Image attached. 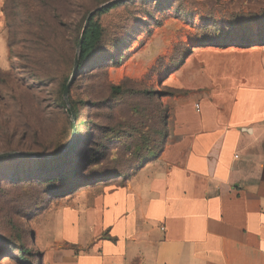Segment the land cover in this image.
Returning a JSON list of instances; mask_svg holds the SVG:
<instances>
[{
  "label": "rangeland",
  "instance_id": "374dc122",
  "mask_svg": "<svg viewBox=\"0 0 264 264\" xmlns=\"http://www.w3.org/2000/svg\"><path fill=\"white\" fill-rule=\"evenodd\" d=\"M12 1L0 155L41 157L0 158V264H47L59 204L123 183L157 156L173 104L190 95L180 81L189 60L207 46L264 39V0H124L93 17L103 37L75 76L88 15L115 0Z\"/></svg>",
  "mask_w": 264,
  "mask_h": 264
},
{
  "label": "crops",
  "instance_id": "0c3cea01",
  "mask_svg": "<svg viewBox=\"0 0 264 264\" xmlns=\"http://www.w3.org/2000/svg\"><path fill=\"white\" fill-rule=\"evenodd\" d=\"M10 6L0 0L1 72ZM181 74L190 95L161 152L63 200L47 264H264V43L200 48Z\"/></svg>",
  "mask_w": 264,
  "mask_h": 264
},
{
  "label": "trees",
  "instance_id": "16d2710c",
  "mask_svg": "<svg viewBox=\"0 0 264 264\" xmlns=\"http://www.w3.org/2000/svg\"><path fill=\"white\" fill-rule=\"evenodd\" d=\"M13 4V1L11 0V5ZM120 4L118 3H115V4H110L108 6H104L98 13L97 15L98 16H102L104 14H107L108 12H110L112 9L114 8H117ZM14 6H10V14H9V17L10 15L12 14V8ZM14 9V8H13ZM103 37V31H102V28L100 26V24L98 22H95L94 21V18L91 20L90 22V25L89 27L86 29L85 33H84V41H83V44H82V47L80 49V53H79V68H78V71L79 72L82 68L85 67V65L90 61V58L93 54V52L95 51L97 45L100 43L101 39ZM259 39L260 41L255 40V39H250V38H245V39H242V40H239L237 42H233V43H238V42H247L248 44H254V43H264V39L263 38H260L259 36ZM262 39V40H261ZM255 41V42H254ZM232 43V44H233ZM229 45V44H227ZM71 115L72 113H74V117L76 118L77 117V114H76V111L73 109L71 110ZM66 154V153H65ZM64 154V155H65ZM64 155L62 157H64ZM82 157V154L80 155ZM8 157V156H7ZM10 157V156H9ZM61 158V157H60ZM80 158V157H79ZM59 159V158H57ZM57 159H54V160H57ZM74 175V174H73ZM66 176L62 175L60 176L59 178V181L62 179L65 181V178Z\"/></svg>",
  "mask_w": 264,
  "mask_h": 264
},
{
  "label": "water",
  "instance_id": "95a60500",
  "mask_svg": "<svg viewBox=\"0 0 264 264\" xmlns=\"http://www.w3.org/2000/svg\"><path fill=\"white\" fill-rule=\"evenodd\" d=\"M122 1L124 0H115L114 2L112 3H109L105 6H108L110 4H115V3H121ZM103 7L101 8H98L94 11H92L89 15H88V18L86 20V24H85V27L83 29V32H82V35H81V38L79 40V43H78V52L76 54V57H75V61H74V76L75 74L77 73L78 71V68H79V53H80V49L82 47V44H83V41H84V33L86 31V29L89 27L90 25V22L91 20L93 19V17L102 9ZM74 76L73 78L70 80L69 84L66 86L65 90H64V98L65 100L67 101V103L69 102L68 101V98H69V91H70V88L71 86L73 85V82H74ZM72 118H74V113H72ZM66 153V150H64L63 152H61L60 154L56 155V156H50V157H44V158H48V159H51V160H54V159H57V158H60L62 157L64 154ZM11 155H20V156H24V157H37V158H40L41 156L40 155H32V154H1L0 155V158L2 157H7V156H11Z\"/></svg>",
  "mask_w": 264,
  "mask_h": 264
},
{
  "label": "built area",
  "instance_id": "2783aa9c",
  "mask_svg": "<svg viewBox=\"0 0 264 264\" xmlns=\"http://www.w3.org/2000/svg\"><path fill=\"white\" fill-rule=\"evenodd\" d=\"M163 230H164V228H163Z\"/></svg>",
  "mask_w": 264,
  "mask_h": 264
}]
</instances>
